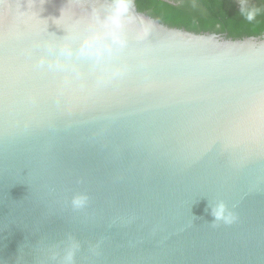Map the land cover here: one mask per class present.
Returning a JSON list of instances; mask_svg holds the SVG:
<instances>
[{
    "label": "water",
    "instance_id": "95a60500",
    "mask_svg": "<svg viewBox=\"0 0 264 264\" xmlns=\"http://www.w3.org/2000/svg\"><path fill=\"white\" fill-rule=\"evenodd\" d=\"M72 244V264H264V34L0 0V264Z\"/></svg>",
    "mask_w": 264,
    "mask_h": 264
},
{
    "label": "trees",
    "instance_id": "16d2710c",
    "mask_svg": "<svg viewBox=\"0 0 264 264\" xmlns=\"http://www.w3.org/2000/svg\"><path fill=\"white\" fill-rule=\"evenodd\" d=\"M136 7L143 12L145 4L136 0ZM171 8L170 12L153 8L152 14L163 24L195 33H225L233 39L264 33V0L243 9L235 8L231 0H184Z\"/></svg>",
    "mask_w": 264,
    "mask_h": 264
},
{
    "label": "clouds",
    "instance_id": "9594fccd",
    "mask_svg": "<svg viewBox=\"0 0 264 264\" xmlns=\"http://www.w3.org/2000/svg\"><path fill=\"white\" fill-rule=\"evenodd\" d=\"M113 22L115 23L116 21ZM85 202L86 201L84 197H78L74 199L73 204L76 207H82L85 204ZM210 215L212 217L213 222H222L224 224H229V225L234 223L237 219L235 214L232 213L223 202L212 206L210 210ZM76 247L77 245L72 244L66 250V254L64 257L65 264H72Z\"/></svg>",
    "mask_w": 264,
    "mask_h": 264
},
{
    "label": "flooded vegetation",
    "instance_id": "af4514ba",
    "mask_svg": "<svg viewBox=\"0 0 264 264\" xmlns=\"http://www.w3.org/2000/svg\"><path fill=\"white\" fill-rule=\"evenodd\" d=\"M142 1L145 4V9L143 10V12L154 17L158 21L159 19L152 14L153 8L158 9L161 12H170L171 10H173L171 7L176 8L184 2V0H142ZM231 2L237 9H243L257 4V0H231ZM135 4H136V0H135Z\"/></svg>",
    "mask_w": 264,
    "mask_h": 264
}]
</instances>
